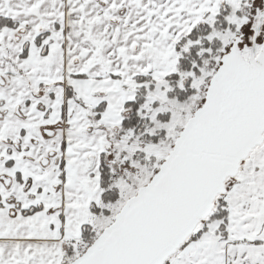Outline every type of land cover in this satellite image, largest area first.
<instances>
[{"label":"snow or ice","instance_id":"1","mask_svg":"<svg viewBox=\"0 0 264 264\" xmlns=\"http://www.w3.org/2000/svg\"><path fill=\"white\" fill-rule=\"evenodd\" d=\"M0 264H264V0H0Z\"/></svg>","mask_w":264,"mask_h":264}]
</instances>
